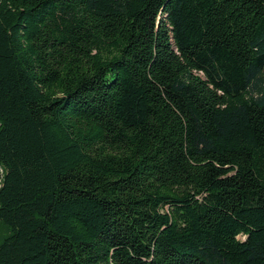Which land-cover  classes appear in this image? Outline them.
Returning <instances> with one entry per match:
<instances>
[{
	"label": "trees",
	"instance_id": "trees-1",
	"mask_svg": "<svg viewBox=\"0 0 264 264\" xmlns=\"http://www.w3.org/2000/svg\"><path fill=\"white\" fill-rule=\"evenodd\" d=\"M0 264H264V0H0Z\"/></svg>",
	"mask_w": 264,
	"mask_h": 264
}]
</instances>
